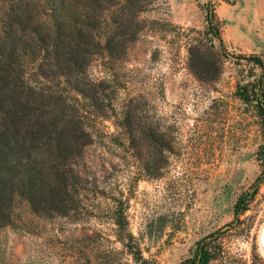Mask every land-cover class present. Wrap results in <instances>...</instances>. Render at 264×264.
Masks as SVG:
<instances>
[{"label": "rangeland", "instance_id": "374dc122", "mask_svg": "<svg viewBox=\"0 0 264 264\" xmlns=\"http://www.w3.org/2000/svg\"><path fill=\"white\" fill-rule=\"evenodd\" d=\"M211 15L221 42L207 35ZM140 21L137 41L95 58L89 75L114 87L118 113L137 105L139 128L161 132L168 151L133 148L118 117L98 119L75 166L87 179L80 213L38 216L17 197L12 225L0 229V264H137L117 237L120 202L156 264H179L209 236L221 248L211 264L264 262V138L237 94L262 75L247 57L264 60V0H151ZM201 62L219 71L214 80L196 75Z\"/></svg>", "mask_w": 264, "mask_h": 264}, {"label": "trees", "instance_id": "16d2710c", "mask_svg": "<svg viewBox=\"0 0 264 264\" xmlns=\"http://www.w3.org/2000/svg\"><path fill=\"white\" fill-rule=\"evenodd\" d=\"M7 2L6 9H0V229L12 225L17 197L38 216L80 213L87 179L75 166L94 144L91 129L98 119L118 117L117 126L133 148L145 142L161 155L169 149L161 132L148 125L139 128L146 122L138 118L137 105L130 101L118 113L114 87L89 75L95 58L118 57L137 41L144 29L140 17L149 11L151 0ZM207 21V35L221 42L222 25L216 20L214 24L212 15ZM247 58L262 75L239 86L237 94L255 111L264 138V60L257 55ZM194 71L205 81L219 74L205 62ZM261 151L264 158V145ZM241 205L239 200L237 208L246 211ZM114 223L119 242L137 264H156L135 243L123 202ZM209 237L198 241L191 256L179 264L217 260L221 248Z\"/></svg>", "mask_w": 264, "mask_h": 264}, {"label": "bare ground", "instance_id": "6f19581e", "mask_svg": "<svg viewBox=\"0 0 264 264\" xmlns=\"http://www.w3.org/2000/svg\"><path fill=\"white\" fill-rule=\"evenodd\" d=\"M259 239H260V246L262 253L264 255V226L261 228L260 234H259Z\"/></svg>", "mask_w": 264, "mask_h": 264}]
</instances>
